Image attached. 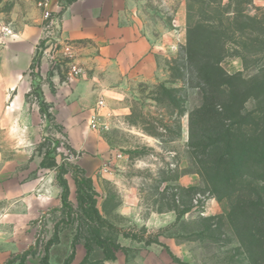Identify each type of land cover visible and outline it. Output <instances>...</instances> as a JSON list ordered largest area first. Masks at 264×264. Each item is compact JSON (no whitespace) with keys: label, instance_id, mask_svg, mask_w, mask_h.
I'll return each mask as SVG.
<instances>
[{"label":"rangeland","instance_id":"374dc122","mask_svg":"<svg viewBox=\"0 0 264 264\" xmlns=\"http://www.w3.org/2000/svg\"><path fill=\"white\" fill-rule=\"evenodd\" d=\"M21 1L0 0V21ZM242 1L238 8L234 0L228 10L233 30L251 25L235 15L237 9L249 17L264 10V0ZM187 3L132 0L131 16L170 47L158 57L155 81L122 100L127 114L108 112L107 99L99 95L84 94L87 106L80 112H70V100L45 103L41 85L53 75L69 79V60L52 46L42 78L41 43L38 67L29 72L41 92L32 89L27 97L39 104L41 119L30 133L32 144L20 140L27 133L23 127L15 130L12 145L0 130L8 141L0 149V253H10L0 264H40L45 254L48 264H264L260 184L245 178L239 193L218 200L199 177L189 148L191 126L196 134L202 127L199 117L191 125L189 115L202 95L186 64ZM237 38H230L221 67L247 79L264 66V44L256 42L259 50L253 51L262 54L248 59L246 70ZM92 116L98 117L96 129ZM28 145L29 158L23 159ZM63 182L66 205L60 199ZM239 194L243 210L235 209Z\"/></svg>","mask_w":264,"mask_h":264},{"label":"crops","instance_id":"0c3cea01","mask_svg":"<svg viewBox=\"0 0 264 264\" xmlns=\"http://www.w3.org/2000/svg\"><path fill=\"white\" fill-rule=\"evenodd\" d=\"M37 1H21L11 8L5 22L0 21V25H8L13 30L12 37H0V130L6 131L2 136L11 140L10 145L17 137L15 130L21 127L27 133L24 137L19 134L20 140L24 139L23 144H32L30 133L41 120L39 104L27 99L34 84L29 72L46 35V22L36 6ZM131 2L74 0L64 5L60 13L61 36L78 45L74 63L87 72L66 81H61L58 75L51 76L50 84L41 85L45 103L70 100V112H80L87 106L82 98L99 95L107 99L108 112H130L122 100L135 93L138 85L155 81L158 57L170 47V42L156 37L131 16ZM63 4L64 0H51L55 10ZM47 64L46 56H42V78ZM7 143L0 135L1 150ZM29 148V145L24 147L20 155L23 159L29 158ZM8 252L0 253V258H7Z\"/></svg>","mask_w":264,"mask_h":264},{"label":"trees","instance_id":"16d2710c","mask_svg":"<svg viewBox=\"0 0 264 264\" xmlns=\"http://www.w3.org/2000/svg\"><path fill=\"white\" fill-rule=\"evenodd\" d=\"M73 1L65 0L66 4ZM252 1L247 0L246 4ZM233 4L234 0H229L225 7L215 0H188L187 3L186 64L189 76L196 80L194 87L202 95L200 107L189 115L191 125L196 117L202 125L199 134L191 126L189 148L194 153L199 177L218 200L230 199L239 193L240 188L236 187L245 178L260 184L259 190L264 191V66L247 79L221 67L230 38L235 40V35L246 70L249 68L246 61L262 54V50L257 53L253 49L259 50L255 48L257 43L264 44V31L259 32L264 30V10L259 12L261 16L249 17L244 10L237 9L235 15L245 17L251 25L245 23L244 27L233 30L228 11ZM235 4L240 8L245 2L236 0ZM254 36L255 40L251 39ZM195 55L199 57L197 62L193 60ZM38 60L35 57L33 65L37 66ZM33 91L41 97L37 86ZM249 102L252 107L245 108ZM248 164L252 168L249 173L244 170ZM61 186L60 199L66 205L68 187L65 182ZM239 195L235 209L243 210L244 200ZM40 264H48L47 254Z\"/></svg>","mask_w":264,"mask_h":264},{"label":"built area","instance_id":"2783aa9c","mask_svg":"<svg viewBox=\"0 0 264 264\" xmlns=\"http://www.w3.org/2000/svg\"><path fill=\"white\" fill-rule=\"evenodd\" d=\"M64 5H66L65 0L64 4L57 6V10H55L51 5V0H38L36 3V6L41 10L42 18L46 22L44 27L46 35L41 41V43L43 42L45 46L42 53L47 58H50V60H53V57L50 56L49 49L54 46L57 52H60L66 59L69 60L68 77L72 80L78 78L84 71L80 66L74 63V59L78 51V45L72 41L62 38L61 36L62 19L60 13ZM12 36L13 30L8 25H0V37L2 39L10 38ZM103 105L102 101L98 102V106L102 107ZM97 121L98 117H91L90 126L92 129L97 128Z\"/></svg>","mask_w":264,"mask_h":264}]
</instances>
